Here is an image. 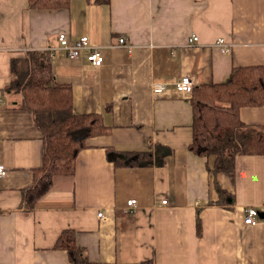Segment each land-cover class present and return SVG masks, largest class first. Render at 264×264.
Returning <instances> with one entry per match:
<instances>
[{
	"label": "crops",
	"instance_id": "obj_1",
	"mask_svg": "<svg viewBox=\"0 0 264 264\" xmlns=\"http://www.w3.org/2000/svg\"><path fill=\"white\" fill-rule=\"evenodd\" d=\"M62 31L102 47L99 67L88 50L76 58L59 50L51 63L55 82L71 87L74 110L100 114L110 132L88 138L74 172L56 174L26 208L23 192L44 145L19 105L22 95L7 89L10 63L29 49L57 46ZM121 36L131 49L114 45ZM220 37L230 53L215 44ZM257 65H264V0H71L55 8L0 0V163L8 168L0 177V264H70L67 250L55 246L64 229L75 231L91 261L264 264V216L244 222L248 207L264 212V154L240 155L234 172L212 174L213 160L189 148L191 92L175 87L182 75L196 87ZM156 83L165 89L156 92ZM240 116L264 124V103L241 107ZM125 153H148L139 160L152 163H117ZM129 199L137 200L131 212Z\"/></svg>",
	"mask_w": 264,
	"mask_h": 264
},
{
	"label": "trees",
	"instance_id": "obj_2",
	"mask_svg": "<svg viewBox=\"0 0 264 264\" xmlns=\"http://www.w3.org/2000/svg\"><path fill=\"white\" fill-rule=\"evenodd\" d=\"M71 0H29L30 7H67ZM109 3L110 0H94ZM8 91L21 94L20 107L29 111L42 133V164L34 169V183L23 192L22 206L34 207L52 187L56 174L74 172L78 154L88 146L87 139L108 134L110 127L97 113H77L71 87L54 79L48 50L29 49L24 56L11 59ZM193 139L190 150L213 160L212 174L234 172L240 155L264 154V124H248L241 119L243 106L264 103V65L235 67L222 83L196 86L191 92ZM148 153H125L117 163L130 166L150 164L139 160ZM137 155L138 159H131ZM221 198L227 191L219 187ZM220 201V200H219ZM57 248L65 249L70 264H120L91 261L77 244L76 233L64 229ZM132 264H153V260Z\"/></svg>",
	"mask_w": 264,
	"mask_h": 264
},
{
	"label": "built area",
	"instance_id": "obj_3",
	"mask_svg": "<svg viewBox=\"0 0 264 264\" xmlns=\"http://www.w3.org/2000/svg\"><path fill=\"white\" fill-rule=\"evenodd\" d=\"M199 40L198 35H193L190 38V42H197ZM58 45L54 47H48L45 50L50 52L51 58L56 56V53L61 50L63 53L70 57L76 58L81 55L84 50H88L87 59L95 67H99L104 62V55L102 54V47L91 43L88 35H81L79 37H70L66 32H59L58 34ZM215 44L221 47L222 51L225 53H230L232 50V45L224 37H220L216 40ZM114 45H124L131 49L133 47L126 37L121 36L118 38V42ZM175 87L179 91L192 92L195 88V83L193 79L188 75H182L175 82ZM165 89L163 83H156L154 85V90L160 92ZM8 173V168L0 163V177L6 176ZM136 199H129L127 201V210L129 212L136 208ZM161 203L168 204V199H161ZM261 210L257 207H248L244 215V222L249 225L257 224L260 218ZM98 217L102 220L106 219V215L102 212H98Z\"/></svg>",
	"mask_w": 264,
	"mask_h": 264
},
{
	"label": "water",
	"instance_id": "obj_4",
	"mask_svg": "<svg viewBox=\"0 0 264 264\" xmlns=\"http://www.w3.org/2000/svg\"><path fill=\"white\" fill-rule=\"evenodd\" d=\"M260 215H261V216H262V215L264 216V212H263V211H261V212H260Z\"/></svg>",
	"mask_w": 264,
	"mask_h": 264
}]
</instances>
